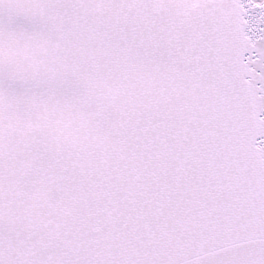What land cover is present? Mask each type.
I'll return each mask as SVG.
<instances>
[{"label":"snow or ice","instance_id":"snow-or-ice-1","mask_svg":"<svg viewBox=\"0 0 264 264\" xmlns=\"http://www.w3.org/2000/svg\"><path fill=\"white\" fill-rule=\"evenodd\" d=\"M0 264H264V0H0Z\"/></svg>","mask_w":264,"mask_h":264}]
</instances>
